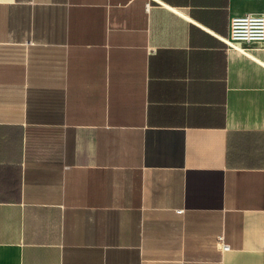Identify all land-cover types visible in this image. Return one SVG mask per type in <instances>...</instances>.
Instances as JSON below:
<instances>
[{
    "label": "crops",
    "instance_id": "1",
    "mask_svg": "<svg viewBox=\"0 0 264 264\" xmlns=\"http://www.w3.org/2000/svg\"><path fill=\"white\" fill-rule=\"evenodd\" d=\"M261 13L0 0V264H264Z\"/></svg>",
    "mask_w": 264,
    "mask_h": 264
},
{
    "label": "built area",
    "instance_id": "2",
    "mask_svg": "<svg viewBox=\"0 0 264 264\" xmlns=\"http://www.w3.org/2000/svg\"><path fill=\"white\" fill-rule=\"evenodd\" d=\"M224 43L244 54H248V51L254 48L264 47V13L232 18L230 34ZM219 244L222 246V250L229 249L223 236L219 237Z\"/></svg>",
    "mask_w": 264,
    "mask_h": 264
}]
</instances>
